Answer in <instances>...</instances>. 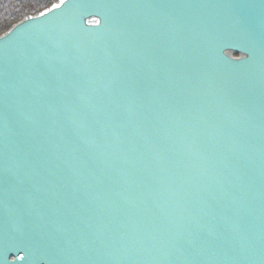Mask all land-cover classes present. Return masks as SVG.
<instances>
[{
  "label": "water",
  "instance_id": "obj_1",
  "mask_svg": "<svg viewBox=\"0 0 264 264\" xmlns=\"http://www.w3.org/2000/svg\"><path fill=\"white\" fill-rule=\"evenodd\" d=\"M53 4L0 35V264H264V0Z\"/></svg>",
  "mask_w": 264,
  "mask_h": 264
},
{
  "label": "trees",
  "instance_id": "obj_2",
  "mask_svg": "<svg viewBox=\"0 0 264 264\" xmlns=\"http://www.w3.org/2000/svg\"><path fill=\"white\" fill-rule=\"evenodd\" d=\"M56 0H0V34L26 14L45 9Z\"/></svg>",
  "mask_w": 264,
  "mask_h": 264
},
{
  "label": "snow or ice",
  "instance_id": "obj_3",
  "mask_svg": "<svg viewBox=\"0 0 264 264\" xmlns=\"http://www.w3.org/2000/svg\"><path fill=\"white\" fill-rule=\"evenodd\" d=\"M64 2H65V0H60V3L59 4H53L52 8L53 9L60 8L64 4ZM47 14H48L47 12H41L40 13L41 16H46Z\"/></svg>",
  "mask_w": 264,
  "mask_h": 264
},
{
  "label": "rangeland",
  "instance_id": "obj_4",
  "mask_svg": "<svg viewBox=\"0 0 264 264\" xmlns=\"http://www.w3.org/2000/svg\"><path fill=\"white\" fill-rule=\"evenodd\" d=\"M54 3V2H53ZM52 4V3H51ZM28 15V14H27Z\"/></svg>",
  "mask_w": 264,
  "mask_h": 264
}]
</instances>
